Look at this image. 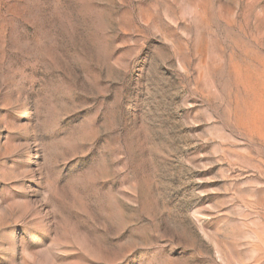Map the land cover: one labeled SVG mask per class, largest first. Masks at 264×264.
I'll use <instances>...</instances> for the list:
<instances>
[{"label":"rangeland","instance_id":"rangeland-1","mask_svg":"<svg viewBox=\"0 0 264 264\" xmlns=\"http://www.w3.org/2000/svg\"><path fill=\"white\" fill-rule=\"evenodd\" d=\"M0 264H264V0H0Z\"/></svg>","mask_w":264,"mask_h":264}]
</instances>
